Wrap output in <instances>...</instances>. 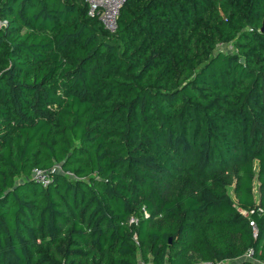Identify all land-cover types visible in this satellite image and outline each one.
Instances as JSON below:
<instances>
[{
	"label": "trees",
	"instance_id": "1",
	"mask_svg": "<svg viewBox=\"0 0 264 264\" xmlns=\"http://www.w3.org/2000/svg\"><path fill=\"white\" fill-rule=\"evenodd\" d=\"M263 22L126 0L111 33L83 0H0V264H264Z\"/></svg>",
	"mask_w": 264,
	"mask_h": 264
},
{
	"label": "built area",
	"instance_id": "2",
	"mask_svg": "<svg viewBox=\"0 0 264 264\" xmlns=\"http://www.w3.org/2000/svg\"><path fill=\"white\" fill-rule=\"evenodd\" d=\"M87 4V14L90 17H96L110 32H114L117 27V18L119 11L126 0H83ZM33 177L39 180L43 185L48 183L47 174L41 170L34 169ZM131 222L134 219L130 220ZM249 225L253 229V236H256V228L252 220L249 221ZM138 264H151L150 262L139 261ZM199 264H211V263H199ZM218 264V263H217Z\"/></svg>",
	"mask_w": 264,
	"mask_h": 264
},
{
	"label": "rangeland",
	"instance_id": "3",
	"mask_svg": "<svg viewBox=\"0 0 264 264\" xmlns=\"http://www.w3.org/2000/svg\"><path fill=\"white\" fill-rule=\"evenodd\" d=\"M110 32V31H109ZM112 33V32H111ZM218 50H223V51H229V50H232L230 45L228 44H222V45H219L215 51H218ZM232 262H229V261H226V262H222V263H218V264H231Z\"/></svg>",
	"mask_w": 264,
	"mask_h": 264
},
{
	"label": "water",
	"instance_id": "4",
	"mask_svg": "<svg viewBox=\"0 0 264 264\" xmlns=\"http://www.w3.org/2000/svg\"><path fill=\"white\" fill-rule=\"evenodd\" d=\"M259 31H260V32H264V22L262 23V26H261V28H260Z\"/></svg>",
	"mask_w": 264,
	"mask_h": 264
}]
</instances>
